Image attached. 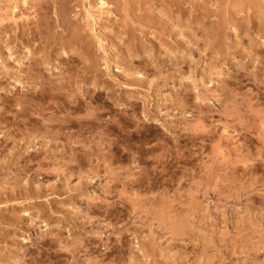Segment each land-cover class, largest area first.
Returning a JSON list of instances; mask_svg holds the SVG:
<instances>
[{"label": "rangeland", "instance_id": "rangeland-1", "mask_svg": "<svg viewBox=\"0 0 264 264\" xmlns=\"http://www.w3.org/2000/svg\"><path fill=\"white\" fill-rule=\"evenodd\" d=\"M61 1H0V187L18 163L45 189L15 200L39 222L0 226V264H264V0L109 2L115 83L104 60L87 75L85 55L51 49L73 33ZM68 1L74 28L90 4ZM42 80L76 104L19 115Z\"/></svg>", "mask_w": 264, "mask_h": 264}, {"label": "bare ground", "instance_id": "bare-ground-1", "mask_svg": "<svg viewBox=\"0 0 264 264\" xmlns=\"http://www.w3.org/2000/svg\"><path fill=\"white\" fill-rule=\"evenodd\" d=\"M83 1H84V3L88 2L90 4V7L86 11V14L84 16L83 22L79 23L78 21L80 19H78L76 21V26L74 28H72V25H71V22H70L71 20L68 19V16L70 15V13H69V10L66 8V6H68L69 1L68 0H62L61 1L62 6H64V8H63L64 9V11H63L64 20L62 22H63V24H69L68 25L69 27L67 26L68 27L67 31L68 32L69 31H73V33H71L72 35L69 38H64L63 37V38H60L58 41H56L54 39V41H56V43H54V46H51V49L52 50H57L58 47L60 49L65 48V49H69L70 54L74 53V54L78 55L80 53L81 55H83V57L85 55L86 56L85 57L86 61H85V69H84V71L87 73V75H90L89 73H95V72L100 71L101 70L100 67L102 65L101 62H103L102 60H104V62H103V63H105V68L104 69L106 70V72L108 74L107 73L106 74L103 73V74L107 75L109 78L111 77V80L114 81V83L118 82V80L115 77L112 76L113 74H112V71H111V64H110V59H109L110 55H109V53H107V51L104 49V47L102 45V41L101 40H102V36L104 35L103 30L106 31V29H105L106 26L105 25L107 24V21H109V23H110L112 21L109 20V19H112V17H115L114 13H112L109 10V9L113 10L115 8L114 6H112L110 4L111 2L113 4L115 2L116 3H120L119 5L122 6V9H123V12L125 13V16H128L129 12H132L135 9L136 0H122L123 1L122 3H121L120 0H113V1H111V0H83ZM139 1H140L139 2L140 6H143L145 4L150 3L152 0H139ZM91 3H93V4H91ZM116 8H118L117 5H116ZM166 8H168V7H166ZM78 16L79 15H77L76 17H78ZM98 30L101 32V35H100V33H98ZM89 34H91V36H89ZM87 37H91L93 39L92 42L90 40H87ZM49 39H50V37H49ZM116 40H118V39H116ZM130 51H131V49H130ZM33 56L34 55H32V57ZM57 56H59L62 59L65 58V57L66 58L70 57L69 53H64L63 54V52H62V54H58ZM32 57L28 58L30 62H32ZM48 61H50V58L49 57H47V58L45 57V59L43 60V63L45 64ZM39 63L40 62L36 61L35 64H30L31 69L37 71V73H39V66L43 65V63H40V64ZM118 72L119 71H116V73H118ZM131 80L133 82H138V84H139V83L145 82V77L143 75L139 74L136 77V79H131ZM212 86L213 85H211L209 87L211 88ZM33 89L35 91L33 93L31 92L32 93V98L21 101L26 106V107H23L20 110L19 115H21V116L28 117L29 116L28 109H30L31 107L34 108V112H35L36 115L45 116V113H46L45 109L43 108L42 105H40V103L38 101H43V100L45 101L46 99H49V98L51 100L52 99H60L62 96L65 97L66 94H67V96H69L70 99H74L75 100V101L73 100L72 103L76 104V102H77L76 99L79 96L78 95L79 93L77 94L76 91L74 92L72 90L74 88H72V87H71V89L68 88L67 84H64V83L63 84L62 83L56 84V83H53V82H49L48 80L47 81L42 80L40 88L33 87ZM31 91H33V90H31ZM17 92H18L17 89H15L13 91L12 98H14L17 95ZM208 92H210V91L208 90ZM86 93H88V92H86ZM86 93H83L84 96L86 95ZM14 102H16V101H14ZM16 116H18V115H16ZM21 116H19V117H21ZM56 117H53L52 119H50L51 122L48 121V124H51L52 122H59V123H62V124H64V123L66 124L67 118H65L64 120L63 119L60 120L59 117H57V118ZM1 119H3V118H1ZM37 121H39V119ZM58 129H59V127H58ZM30 152L31 151H25L24 154L22 153L20 156L21 157L27 156V158L28 157H32V155H33L32 153L33 152H31V153ZM14 166H16V167H12V168L8 167L9 168V170H8L9 173L6 174V178H8V181L4 182L3 185L1 184L2 186L0 187L1 188L0 189V202H1L0 203V217H2V219H0L1 220L0 221L1 222L0 226L3 225V224H6L4 226H7L9 224L8 226L10 228H13V230H11L10 228L9 229L6 228V231L3 230L4 228L2 229L4 231V234H8V235L12 234V232H14L15 234H17L18 232L22 233L26 229V227H28L26 229L28 231H33L34 229L37 228V223L39 222V220H37V218L34 217L32 215V213H30L29 211H25L22 208L23 207V203L22 202L15 201V200L21 199L23 197L27 198V196L30 195V192H32V195H34V196L36 195L37 198H41L40 195L43 192L42 190L44 189V187L36 185V184L34 186H32V188H31V185L29 183H26V185L25 184L23 185V183L21 181L20 174L22 175V172H24V171H22L21 167L18 166V163L16 165H14ZM13 174H15V175H13ZM34 204L35 203H32V205H34ZM10 212H11V215H10ZM40 212H42V211H40ZM41 228H43L44 230L42 231L40 237L43 238V239H46V237L51 232L52 228L49 227L48 224L45 223V222L42 223V227ZM2 230H1V232H2ZM54 238H56V237H54ZM10 239L13 240L14 242L18 241V240L15 241L14 237L13 238L10 237ZM29 243L30 242L28 241V239H23L22 240V245H27ZM63 248H65V247H63ZM6 259H7L6 256H4L3 254H0V260H6Z\"/></svg>", "mask_w": 264, "mask_h": 264}]
</instances>
